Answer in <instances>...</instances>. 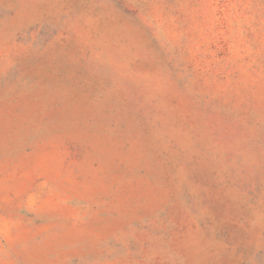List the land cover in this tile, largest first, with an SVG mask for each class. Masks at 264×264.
<instances>
[{
    "label": "rangeland",
    "instance_id": "1",
    "mask_svg": "<svg viewBox=\"0 0 264 264\" xmlns=\"http://www.w3.org/2000/svg\"><path fill=\"white\" fill-rule=\"evenodd\" d=\"M0 264H264V0H0Z\"/></svg>",
    "mask_w": 264,
    "mask_h": 264
}]
</instances>
